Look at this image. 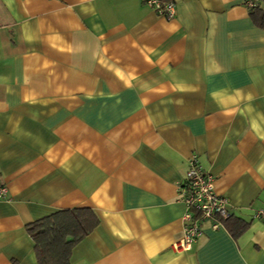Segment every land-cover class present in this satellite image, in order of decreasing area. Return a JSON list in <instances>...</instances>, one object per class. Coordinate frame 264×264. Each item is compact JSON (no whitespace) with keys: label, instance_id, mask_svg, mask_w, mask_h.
I'll use <instances>...</instances> for the list:
<instances>
[{"label":"crops","instance_id":"0c3cea01","mask_svg":"<svg viewBox=\"0 0 264 264\" xmlns=\"http://www.w3.org/2000/svg\"><path fill=\"white\" fill-rule=\"evenodd\" d=\"M171 1L0 0V264L74 208L99 224L69 264H264V29L248 0ZM192 155L248 228L176 253Z\"/></svg>","mask_w":264,"mask_h":264},{"label":"built area","instance_id":"2783aa9c","mask_svg":"<svg viewBox=\"0 0 264 264\" xmlns=\"http://www.w3.org/2000/svg\"><path fill=\"white\" fill-rule=\"evenodd\" d=\"M258 0H248L246 5L253 8ZM144 5L153 10L158 16L171 19L175 14V4L162 0H143ZM7 189L0 184V201L6 199ZM178 196L185 205L186 211L182 217V236L172 244L176 253L188 252L202 236V223L212 222V229H218L224 220L230 217L228 200L216 193L214 178L203 171L196 155L188 160L185 180L178 187ZM257 217L264 216L259 211Z\"/></svg>","mask_w":264,"mask_h":264},{"label":"trees","instance_id":"16d2710c","mask_svg":"<svg viewBox=\"0 0 264 264\" xmlns=\"http://www.w3.org/2000/svg\"><path fill=\"white\" fill-rule=\"evenodd\" d=\"M250 18L254 25L264 29V11L258 5L250 8ZM98 224L97 215L89 208L62 210L28 224L26 231L34 242L37 264H69L74 246ZM223 224L234 238L248 228V223L234 217L224 220Z\"/></svg>","mask_w":264,"mask_h":264}]
</instances>
